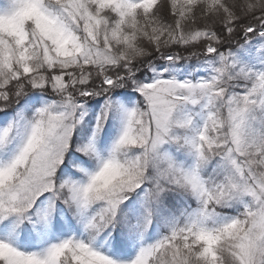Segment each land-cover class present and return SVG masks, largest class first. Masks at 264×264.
<instances>
[{
  "label": "snow or ice",
  "instance_id": "6c2138e0",
  "mask_svg": "<svg viewBox=\"0 0 264 264\" xmlns=\"http://www.w3.org/2000/svg\"><path fill=\"white\" fill-rule=\"evenodd\" d=\"M0 264H264V0H0Z\"/></svg>",
  "mask_w": 264,
  "mask_h": 264
}]
</instances>
